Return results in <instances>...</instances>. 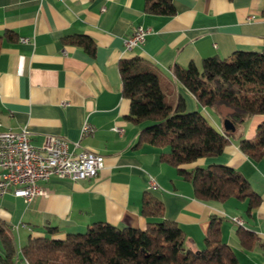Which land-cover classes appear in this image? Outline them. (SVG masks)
I'll list each match as a JSON object with an SVG mask.
<instances>
[{"label": "crops", "instance_id": "1", "mask_svg": "<svg viewBox=\"0 0 264 264\" xmlns=\"http://www.w3.org/2000/svg\"><path fill=\"white\" fill-rule=\"evenodd\" d=\"M142 5L143 0H0V130L25 128L35 146L46 136H60L70 148L77 142L79 151L104 158L103 168L92 179L52 178L40 183L50 191L47 198L25 203L12 190L0 196V222L17 251L14 264H27L21 248L31 238L64 239L97 222L144 230L148 222L159 221L140 213L149 178L157 184L149 192L161 202L163 218L185 234V249L204 247L209 218L216 216L222 219V241L237 263L264 264V156L255 162L238 148L239 139L254 136L264 115L250 116L235 129L221 155L183 166L189 170L225 165L238 171L260 199L247 215L246 202L196 199L176 168L161 162L164 148L138 144L145 125L126 119L129 100L121 95L118 72L120 60L148 61L184 99L186 111L200 112L224 135L228 109L199 105L173 78L172 68L200 66L205 58L227 59L238 51L260 52L264 0H173L172 16L147 15ZM139 26L147 30L144 43L126 51L123 39ZM73 35L91 38L95 55L62 42ZM84 121L95 127L92 136H80ZM114 126L123 131H113ZM239 228L252 232L257 246L246 250Z\"/></svg>", "mask_w": 264, "mask_h": 264}, {"label": "trees", "instance_id": "2", "mask_svg": "<svg viewBox=\"0 0 264 264\" xmlns=\"http://www.w3.org/2000/svg\"><path fill=\"white\" fill-rule=\"evenodd\" d=\"M142 9L151 16L175 14L173 0H143ZM62 42L95 55V44L85 35L68 36ZM118 72L121 95L129 100L126 119L145 125L138 144L164 148L161 162L176 168L191 184L196 199L246 202V214L250 215L260 199L238 171L225 165L183 168L198 159L221 155L235 132L222 135L200 112L186 111L184 99L173 93L169 82L148 61L138 57L120 60ZM172 74L199 105L228 109L225 118L235 129L250 116L264 115V43L260 52L238 51L227 59L212 56L203 59L200 66H174ZM238 148L255 162L264 156V121L251 139L238 140ZM140 213L159 221L148 222L144 230L97 222L83 233L67 234L64 239L31 238L21 248V255L27 264H238L222 241L220 217L209 218L204 247L190 250L184 248L183 231L163 218L161 202L149 191L141 197ZM238 237L246 250L258 244L256 236L243 228L238 229ZM0 245L4 252L0 264H14L17 251L2 222Z\"/></svg>", "mask_w": 264, "mask_h": 264}, {"label": "built area", "instance_id": "3", "mask_svg": "<svg viewBox=\"0 0 264 264\" xmlns=\"http://www.w3.org/2000/svg\"><path fill=\"white\" fill-rule=\"evenodd\" d=\"M146 34L147 30L137 27L123 39L124 49L131 51L140 47ZM20 41L29 42L30 39L21 38ZM112 130L117 133L123 131L117 126ZM94 132L95 127L91 123H82L81 137L92 136ZM69 144L63 137L46 136L41 146H35L25 128L0 130V196L12 190L27 203L35 197L47 198L50 191L40 183L52 178L76 182L96 177L103 168V156L89 150L79 151L77 142L71 148ZM146 189L153 191L157 184L149 178Z\"/></svg>", "mask_w": 264, "mask_h": 264}, {"label": "water", "instance_id": "4", "mask_svg": "<svg viewBox=\"0 0 264 264\" xmlns=\"http://www.w3.org/2000/svg\"><path fill=\"white\" fill-rule=\"evenodd\" d=\"M223 129L225 133H233L235 130L234 125L231 123L230 120L225 119L223 122Z\"/></svg>", "mask_w": 264, "mask_h": 264}, {"label": "bare ground", "instance_id": "5", "mask_svg": "<svg viewBox=\"0 0 264 264\" xmlns=\"http://www.w3.org/2000/svg\"><path fill=\"white\" fill-rule=\"evenodd\" d=\"M239 224H241V223H239Z\"/></svg>", "mask_w": 264, "mask_h": 264}]
</instances>
